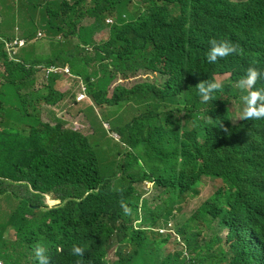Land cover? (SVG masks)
I'll return each instance as SVG.
<instances>
[{"label":"clouds","instance_id":"clouds-1","mask_svg":"<svg viewBox=\"0 0 264 264\" xmlns=\"http://www.w3.org/2000/svg\"><path fill=\"white\" fill-rule=\"evenodd\" d=\"M0 42L12 63L35 73L33 88L28 84L25 91L52 103L42 108L44 122L73 134L72 149L89 145L95 150L103 132L115 147L107 150L109 159H117L119 176L127 184L130 176L140 174L137 166L125 163L135 134L170 135L181 128L191 130L199 121L215 134L235 135L240 143L233 149H249L257 160L248 174L249 188L237 196L238 213L220 202L225 198L211 201V185L220 187L223 181L203 177L192 187L183 212L190 214L208 203L217 216L210 224L193 221L186 228L189 237L198 235L192 246L177 236L186 218L143 226L140 213L128 228L146 232L152 248L160 243L162 261L264 264V0H0ZM241 56V76H235L237 65L215 73ZM8 84L9 74L0 62V91L8 94L11 112L16 107L9 104L16 101L7 93ZM188 86L193 92L184 91ZM196 92L206 104L199 115L191 108L190 97ZM199 135L208 144L210 134L201 130ZM139 182L135 187L145 201L159 191L169 197L153 181ZM143 185L151 187L148 197ZM101 190L125 192L103 184L78 202ZM2 204L0 211H6L8 206ZM44 204L52 210L61 201L44 195ZM121 207L130 214L123 200ZM72 209L88 225L87 240L99 242L95 214L78 206ZM4 235L6 243L14 242ZM126 244L124 238L114 240L107 259L115 260ZM46 253L43 244L34 246L38 264H50ZM71 254L83 257L85 248L73 244Z\"/></svg>","mask_w":264,"mask_h":264},{"label":"trees","instance_id":"trees-1","mask_svg":"<svg viewBox=\"0 0 264 264\" xmlns=\"http://www.w3.org/2000/svg\"><path fill=\"white\" fill-rule=\"evenodd\" d=\"M243 60L242 56L234 58L215 73L226 72L237 65L239 71L235 76L239 77L244 71ZM0 62L9 74L7 93L16 101L9 104L16 109L8 112L9 96L0 91V203L8 206L6 211H0L3 264H38L34 254L38 243L46 247L50 264H76L77 260H82L83 264H184L180 258L162 261L161 244L150 247L146 232L133 231L128 225L132 217L137 219L140 213H143V226L186 218L189 220L177 236L192 246L198 235L189 237L186 228L191 227L193 221L203 226L210 224L217 216V211L208 203L190 214L183 212L182 205L192 187L203 177L223 181V186L211 185L215 191L211 201L225 198L220 202L238 213L237 196L249 188L248 174L254 170L257 160L249 149H233L240 143L234 140L235 135L215 134L212 127L199 121L192 124L191 130L181 128L170 135L150 134L145 138L135 134L130 138L132 152L125 163L137 166L140 174L130 176L127 184L119 176L116 158L104 159L89 145L72 149L73 134L53 129L44 122L42 108L52 103L48 97L41 100L25 91L28 84L33 88L35 73L12 63L1 42ZM49 91L52 93L51 87ZM181 91L178 87L177 93ZM184 91L193 92L190 86ZM190 100L192 110L198 115L206 108L197 92ZM201 130L204 135L210 134L206 145L200 140ZM139 181H153L156 189L169 197L165 199L159 191L151 201H145L135 187L143 183ZM103 184H113L125 192L118 195L101 190L78 202L85 193ZM257 186L262 189L261 184ZM44 195L61 204L49 210L44 204ZM122 200L130 214H125ZM76 206L95 214L101 227L99 242L87 240L88 225L74 213L72 207ZM9 227L14 232L13 243H6L3 238ZM122 238L127 241L126 246L120 247L116 259L109 261L107 253L114 240ZM73 244L85 248L83 257L71 254Z\"/></svg>","mask_w":264,"mask_h":264},{"label":"rangeland","instance_id":"rangeland-1","mask_svg":"<svg viewBox=\"0 0 264 264\" xmlns=\"http://www.w3.org/2000/svg\"><path fill=\"white\" fill-rule=\"evenodd\" d=\"M120 109H122V107H120ZM72 115V117H75L76 116V114L74 115V114H71ZM110 134V133H109ZM94 148H95V150L98 152V154L102 157V158H104V159H109V153H108V151L107 150H109V149H111V150H113V149H115V147L110 143V142H108L106 139H105V134L103 133V132H99V136H98V139H97V141L95 142V144H94ZM151 187H149V186H147V185H143V187H142V189L146 192V197H148L150 194H151V189H150ZM202 197H204V194L203 193H201L200 194V196H199V199L200 198H202ZM195 201H197V200H195ZM194 201V202H195ZM2 207H4L5 208V204L3 203L2 204ZM6 235V234H5ZM4 235V236H5ZM6 237L9 239V240H14V235H13V232H8L7 233V235H6ZM173 251H177V249H174ZM164 252H162V254H163Z\"/></svg>","mask_w":264,"mask_h":264}]
</instances>
